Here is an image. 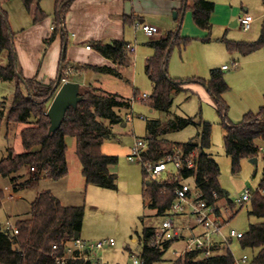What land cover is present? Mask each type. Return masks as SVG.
I'll list each match as a JSON object with an SVG mask.
<instances>
[{
    "label": "trees",
    "instance_id": "trees-1",
    "mask_svg": "<svg viewBox=\"0 0 264 264\" xmlns=\"http://www.w3.org/2000/svg\"><path fill=\"white\" fill-rule=\"evenodd\" d=\"M22 1L28 12H33L36 7L34 22H41L47 17L39 5V0ZM73 1L54 0L56 29L54 28V34L46 40L47 44L53 42L58 31L66 32L62 24H65L66 15ZM189 1L193 3L191 10L196 26L210 31V20L215 11V3L212 0H184L186 9ZM178 20L180 25L177 31L169 32L165 38L149 43V46L154 49V55L148 60L146 72L154 85V92L150 99L153 110H167L171 105V95L181 90L182 86L188 82V80L172 79L168 74V62L174 48L184 49L190 42L188 38L181 37L182 18ZM14 39L15 34L9 25L8 15L1 8L0 3V53H7L9 58L7 66L0 65V82L16 83L6 121L8 126H24L20 133L24 152L16 154L12 148H9L7 157L0 161V176L13 186L14 193L23 191L32 181L42 178L53 181L66 178L68 174L67 138L71 137L76 139V152L82 164L87 185L117 190L118 177L111 172L110 168L118 163V158L105 155L102 147L104 141L113 136L111 126L124 122L121 113L131 108V102L98 88L81 91L82 100L77 109H70L61 128L56 134L50 135L51 124L47 112L57 94L58 80L60 79L61 86L65 78L63 72L71 67L70 63L66 64V49L62 53L58 78L46 84L39 81L37 77L26 79L23 76ZM224 42L229 52H238L243 56L263 49L264 21L261 36L257 41L235 42L225 39ZM128 45L126 41L119 40L109 43L93 42L90 47L115 66L88 65L85 68L101 75L122 77V71L133 65V57L128 50ZM72 67L76 73L78 70L75 66ZM194 81L206 86L216 101L218 111L225 114V148L231 157L234 173H238L242 160L258 158L261 148H264V106L256 113H247L240 123L233 124L226 114L229 107L223 100V95L229 92L230 87L222 71L213 70L209 80L196 78ZM22 88H25L26 94ZM4 118V113L0 111V126ZM176 121L171 126L183 128L195 123L193 118H177ZM162 126L161 121L149 122L145 139L148 145L143 155L144 159L160 162L178 151L186 154L197 151L200 152L197 159L198 169L196 174L195 171L168 174L163 182L146 181L143 198L147 206L156 210L158 216H167L176 198L175 189L184 180L195 175L197 185L210 200H213L212 194L216 192L222 205L225 204L229 209L234 210L236 204L230 200L220 185V167L213 156L207 153V149L212 146V125L207 122L200 123L202 131L199 139L185 144H166L159 133ZM261 143L263 146L260 145ZM32 168H35V172L31 171ZM26 172H29V177L25 178ZM143 174L146 177L144 168ZM5 199V192L0 189V208ZM249 204L251 206L249 214L264 219V180ZM84 217L83 205H63L50 190L42 191L31 204L27 216L15 221L18 235L5 230L0 223V264H58L52 257L53 245L59 246L56 254L62 256L65 244L76 234L81 235ZM238 241L243 249L258 250L253 260L254 264H264V222L250 224L248 231ZM140 243L143 246L140 254L143 264H157L162 262L165 254L177 241L158 245L154 237V227H148L144 229ZM176 263L236 264V260L230 252L210 258H202L198 252H193L187 253ZM67 264H81V262L69 261Z\"/></svg>",
    "mask_w": 264,
    "mask_h": 264
},
{
    "label": "rangeland",
    "instance_id": "rangeland-1",
    "mask_svg": "<svg viewBox=\"0 0 264 264\" xmlns=\"http://www.w3.org/2000/svg\"><path fill=\"white\" fill-rule=\"evenodd\" d=\"M44 1L49 4L51 9H54V0ZM212 1L216 5V10L211 19V31L207 32L197 27L192 10L186 11L182 21L181 35L188 38L190 42L185 49L174 48L169 59L168 72L169 76L184 80L192 77L208 79L211 70H221L230 87L224 97L229 107L226 114L229 120L237 123L243 119L245 113L250 110L256 113L264 105V48L243 56L239 53L229 52L224 40L257 41L262 32L264 0ZM0 3L1 8L8 15L9 25L15 34L14 42L16 43L22 29L34 21L36 7L33 12H28L22 0H0ZM175 13L171 14V19H174ZM245 14L251 15L255 20L249 32H245L241 25L237 27L231 25L232 22ZM164 28V26H160L161 30ZM159 36L151 39L143 31L138 32L139 50L132 56L134 62L137 58L140 59V62L137 69L135 64L130 69V73L125 76H101L87 70L81 76H76L77 72L75 73L72 69V73L66 77L70 82L75 80L91 84L93 88H99L131 102V108L123 115L125 122L111 126L113 136L104 141L102 150L105 155L118 158V163L110 168L111 172L118 177V189L109 190L86 185V179L82 173L83 167L76 152V139L71 137L67 138L69 174L66 178L54 182L53 185L54 194L63 205H83L85 207L81 240L93 243L110 239L115 241L113 246L107 245L103 250L96 252L104 264H134L133 255L140 256L143 250L140 237H142L144 229L159 226L165 218L158 216L157 211L149 208L144 201V185L146 181L151 180L144 176L141 161L132 162L129 160L134 145L138 141L146 139L150 121L162 122L163 126L159 133L166 144H185L191 140H198L202 131L200 123H210L213 127L212 146L207 149V153L211 154L218 163L220 185L233 202L237 201L246 189L256 192L264 180L263 148L257 158L258 164L252 163L250 159H244L241 161L240 171L234 173L232 160L226 152L224 142L226 135L225 114L218 111L214 100V104H212L195 91L193 87L197 85H183V89L173 94V98L170 97L171 105L167 110L151 111L150 99L154 92V85L146 72L145 56L146 53L154 54L147 44L149 41L158 39ZM51 44H47L45 41L46 48ZM20 48H23L22 45L16 44L15 50L19 49L20 51ZM45 53L46 50H43L41 56ZM18 61L21 72H23L20 60ZM236 62H238V67L234 68L233 64ZM8 64V54L0 53V65L7 66ZM77 66L78 63L75 64V67ZM223 66H227L230 70L223 71ZM15 89V82H0V111L5 115L0 126V161L7 157L9 148H12L16 154L24 152L20 136L24 126H8L6 121ZM22 89L26 94L25 88ZM86 90L87 88L82 89V91ZM145 95L148 96L147 99H144ZM177 118H193L195 123L183 128H175L171 124L176 123ZM124 124L127 126L124 127ZM260 145L263 146L262 143ZM168 170L172 175L178 172L172 164L168 165ZM25 175V178L29 177V172H26ZM166 176V174L162 175L160 182H163ZM48 184L45 179L32 181L26 189L19 192L18 196L21 197V200L16 202L8 199L11 192L14 194L13 186L0 176V189H3L6 196L3 206L0 208V223L4 226L8 221L13 223L17 219L27 216L28 212L21 210H26L39 192L47 189ZM221 206L227 205L221 203ZM250 210L251 206L247 203L243 207L236 204L234 210L229 209L228 212H224L223 218L226 223L224 232L235 230L244 234L248 231L250 224L264 222V219L251 216ZM18 213L21 214L18 215ZM11 215L12 217H10ZM230 248L236 259L247 255L253 261L258 254V250L243 249L238 240H234ZM183 249V243L173 246L165 254L162 262L157 264H173L176 260L175 251Z\"/></svg>",
    "mask_w": 264,
    "mask_h": 264
},
{
    "label": "crops",
    "instance_id": "crops-1",
    "mask_svg": "<svg viewBox=\"0 0 264 264\" xmlns=\"http://www.w3.org/2000/svg\"><path fill=\"white\" fill-rule=\"evenodd\" d=\"M39 5L42 8L43 12L47 15V17L38 23L32 21L28 27L23 28L22 32H20L18 35L16 43L14 42V45H15V49H16V44L19 45L21 44L23 47L22 49L20 48L21 49L20 51L19 49L16 50L17 56L19 55L18 60H20L22 66L23 76L26 79H32L34 77H37L39 81L48 84L52 81H55L58 78L62 53L64 49H66V55H67L66 64L70 63L71 66L69 67V69H73L72 66H75V64L77 63L78 65L81 66V68L76 67V69L78 70L76 76H81V74L85 70L97 74L92 70L85 68V66L91 65V66L114 67L115 65L110 60L104 58L101 54H99L94 48H91L90 44L96 41H103L106 43H109L113 40L126 41L129 45H136L138 51L139 50L137 43L138 32L142 31L140 28H137L138 24L140 25L149 24L157 27L160 32L158 35L160 36L158 39L152 41L160 40L162 38H165L169 32L177 31L180 25L178 18L181 17L183 21L186 11L192 8L193 3L192 1H189L187 3L188 8L186 9L184 0H74L71 4L70 11L68 12L65 18L64 28L66 32L59 33L58 31L56 33L55 39L48 48L45 47V41L54 34V28L56 29L54 23L56 7L54 5L53 7L54 9H51L49 7V4L46 3V1L44 0H39ZM215 10H216V5H215ZM245 11H247V9H245ZM174 12L178 14L177 19L175 18L171 19L170 17L171 14H173ZM50 13L52 14L50 15ZM214 13L215 11L213 12V14ZM240 18L241 17H239L234 22H232L231 24L232 27H237L240 25L239 24ZM262 20L264 21V14L262 16ZM160 26H164L165 27L164 30H161ZM251 28L245 32H249ZM181 37H185V36L181 35ZM152 41H149V43ZM88 42H90V44H88ZM149 43L147 44V46L154 52V49L149 46ZM88 47H90V49H88ZM43 50H46V53L43 56H41ZM231 53H238V52H231ZM153 55H151V53H146L145 67H147L148 60ZM139 60L140 59L137 58L136 61L134 62L133 59L132 67L124 69L122 71V75L125 76L127 73H130V69L133 68L135 64L137 69L138 64L140 62ZM213 70L210 71V77H211V72ZM222 70L228 71V70H224V66L222 67ZM169 77L172 79L183 80L182 78H173L171 76ZM196 78L203 80L210 79V78L206 79L201 77L187 78L184 80H188V82L184 85H191V84L197 85L194 87L192 86L195 89V91H197L202 96L203 99L214 104L215 99L212 97L211 94H209V91L205 85L194 81V79ZM74 82L80 84L81 91L83 88H87V89L93 88L91 84L81 83L75 80ZM226 94L223 95V100ZM151 111L154 110L152 109ZM249 112H251V110ZM124 113H127V111H123L121 113L122 117ZM246 114L247 113H245L244 116ZM241 121L237 123H240ZM230 122L233 124H237L232 122L231 120ZM126 126L127 124H124V127ZM68 174H69V169H68ZM3 180L7 181L6 179ZM45 180H47L49 183L46 190H50L55 196L53 185L55 184L54 182L57 181H53L51 179H45ZM41 192H39V194ZM18 195L19 192L14 193L16 200L15 198L13 200L16 202L21 200V197ZM32 203L33 202L29 204L26 210H21V211L29 212ZM21 213H18V215ZM10 217H12V215ZM13 223L15 224V222ZM4 226L2 225V227ZM178 244L181 243H176L175 245Z\"/></svg>",
    "mask_w": 264,
    "mask_h": 264
},
{
    "label": "built area",
    "instance_id": "built-area-1",
    "mask_svg": "<svg viewBox=\"0 0 264 264\" xmlns=\"http://www.w3.org/2000/svg\"><path fill=\"white\" fill-rule=\"evenodd\" d=\"M253 23L254 18L249 14L243 15L239 19V24L244 31H248ZM62 26L64 25L62 24ZM137 28H140L149 38H154L160 33L157 27L149 24H138ZM128 50L131 54H135L137 46L128 45ZM233 67L237 68L238 63H234ZM224 70H230V68L225 66ZM70 73H72V69H67L63 72L65 77L63 83L69 82L66 77ZM147 98L148 96L145 95L144 99ZM147 145L146 140L138 141L132 149L129 160L132 162L140 160L146 172V177L151 181L159 182L162 175H168L169 164H172L178 172L195 171L196 174L198 169L197 159L200 152L194 151L186 154L178 151L160 162H153L144 159L143 155L147 150ZM31 171L35 172V168H32ZM255 193L251 189H246L234 203L240 205L249 203ZM174 194L176 198L168 211V215L165 216L159 226L154 228V237L158 245H163L169 241H177V243L184 244L182 251H175L176 260L173 264H177L176 261L187 253L198 252L202 258L232 253L230 248L231 241L242 238L244 234L235 230H230L228 233L224 232L226 223L223 216L224 212L229 211V207L221 206L218 194L213 192V200H210L197 185L195 175L184 180L175 189ZM14 197L12 192L8 195L10 200H13ZM3 228L11 231L14 235L19 234L14 223L8 222ZM114 244L115 241L113 239L93 243L83 241L81 238H73L65 244V251L62 256L56 254L59 246L53 245L52 257L58 264H67L69 261H79L81 264H104L101 258L96 255V252L103 250L107 245L113 246ZM133 259L134 264L144 263L140 256L133 255ZM235 260L236 264H254L247 255H244L241 259L235 258Z\"/></svg>",
    "mask_w": 264,
    "mask_h": 264
},
{
    "label": "water",
    "instance_id": "water-1",
    "mask_svg": "<svg viewBox=\"0 0 264 264\" xmlns=\"http://www.w3.org/2000/svg\"><path fill=\"white\" fill-rule=\"evenodd\" d=\"M174 18H178V14H174ZM77 68H81L80 65ZM57 94L49 107L47 116L50 119V135H54L61 128L64 118L66 117L70 109H77L78 104L82 98L80 96L81 87L77 82H66L60 86V79L56 85ZM173 98V95L171 96ZM250 161L254 164H258L257 158H252ZM150 183H148L149 185ZM80 234H76L74 239H79Z\"/></svg>",
    "mask_w": 264,
    "mask_h": 264
}]
</instances>
